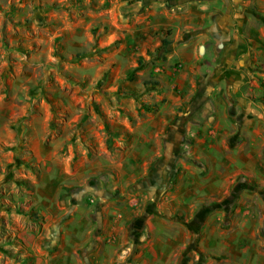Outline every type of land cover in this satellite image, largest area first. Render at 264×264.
Wrapping results in <instances>:
<instances>
[{
    "label": "rangeland",
    "instance_id": "rangeland-1",
    "mask_svg": "<svg viewBox=\"0 0 264 264\" xmlns=\"http://www.w3.org/2000/svg\"><path fill=\"white\" fill-rule=\"evenodd\" d=\"M150 4L0 0V264H47L66 223H96L108 205L127 236L158 215L179 218L190 243L200 234L205 213L174 205L180 189L207 185L196 181L204 173L183 136L202 121L206 89L200 76L178 80L185 68L174 49L185 34L156 31L165 17ZM259 10L250 18L260 27ZM259 176H238L229 196L206 205L264 222ZM188 261L182 254L175 264Z\"/></svg>",
    "mask_w": 264,
    "mask_h": 264
},
{
    "label": "crops",
    "instance_id": "crops-1",
    "mask_svg": "<svg viewBox=\"0 0 264 264\" xmlns=\"http://www.w3.org/2000/svg\"><path fill=\"white\" fill-rule=\"evenodd\" d=\"M149 2L154 15L165 17L156 31L172 25L177 36L185 34L174 47V59L185 68L178 80L200 76L206 89L202 121L183 136L204 173L196 181L207 185L180 189L174 205L181 214L205 213L202 229L190 243L179 218L158 215L149 218L139 236H127L122 213L108 205L97 210L96 223H66L47 264H175L182 254L188 264L193 256L198 264H264V222L249 211L234 219V205H206L229 196L238 176L260 174L262 180L264 174V102L251 96L263 95L264 18L260 15V27L250 18L256 5L264 11V0H176L166 9L163 0ZM162 129L161 123L159 134ZM181 131L172 133L177 137ZM112 214L116 218L110 220Z\"/></svg>",
    "mask_w": 264,
    "mask_h": 264
},
{
    "label": "water",
    "instance_id": "water-1",
    "mask_svg": "<svg viewBox=\"0 0 264 264\" xmlns=\"http://www.w3.org/2000/svg\"><path fill=\"white\" fill-rule=\"evenodd\" d=\"M203 99H204V98H203ZM203 99H201L200 102H198V104H197L198 106H199V105H202V103H203V101H204Z\"/></svg>",
    "mask_w": 264,
    "mask_h": 264
},
{
    "label": "trees",
    "instance_id": "trees-1",
    "mask_svg": "<svg viewBox=\"0 0 264 264\" xmlns=\"http://www.w3.org/2000/svg\"><path fill=\"white\" fill-rule=\"evenodd\" d=\"M147 109V108H146ZM150 108H148L147 110L149 111Z\"/></svg>",
    "mask_w": 264,
    "mask_h": 264
}]
</instances>
